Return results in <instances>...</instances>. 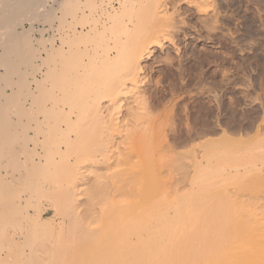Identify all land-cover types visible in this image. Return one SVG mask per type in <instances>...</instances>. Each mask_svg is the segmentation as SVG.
Wrapping results in <instances>:
<instances>
[{"label": "bare ground", "instance_id": "1", "mask_svg": "<svg viewBox=\"0 0 264 264\" xmlns=\"http://www.w3.org/2000/svg\"><path fill=\"white\" fill-rule=\"evenodd\" d=\"M112 1L0 0V264H264L252 261L263 228L239 232L250 213L183 192L190 151L169 140L156 104L139 108L143 87L139 107L101 110L130 76L123 61L136 57L144 99L151 89L136 29L158 0Z\"/></svg>", "mask_w": 264, "mask_h": 264}, {"label": "rangeland", "instance_id": "2", "mask_svg": "<svg viewBox=\"0 0 264 264\" xmlns=\"http://www.w3.org/2000/svg\"><path fill=\"white\" fill-rule=\"evenodd\" d=\"M167 1L158 0L154 9L156 15L151 16L152 20H149V25L139 24L146 26V30L142 28L144 34L141 29V33L138 31L140 26L136 25V28L139 26L136 29V39L141 38L136 41L140 40L139 44L143 42L142 45L146 49L142 46L141 51L144 49L142 53L148 52L147 58L144 56L143 63L141 61V67L149 66L145 72L147 75L149 74V79H147V75L145 76H147L146 80L151 82V84L147 83V86L153 89L152 92L151 89L150 92L147 90V94L145 92V100L142 97L145 85L138 84L139 87L136 85L137 82L141 83L142 77H144L143 71L134 69L136 57L134 61H123L125 67L120 66V69L123 72L127 71L126 73L131 78L126 76L127 80H125L124 73L123 79H121L122 83L119 82L114 88L113 100H109V97H106L109 101L106 98L102 99L104 101L101 102L104 106L105 104L109 105L105 106V110H101L108 117V115L114 114L113 110L119 108L121 103H125L126 106L122 105L123 107H121L124 109L120 107V111L125 110L127 104H131V108L134 105L135 107L136 105L140 106V109L144 108V105L153 108L152 104H156L154 105L155 111L159 112L157 114H161L163 118L161 121H164L165 125L169 127L163 128L169 131L171 129L170 132L165 130L172 138L165 135L169 136L171 142H174L173 144L179 152L190 151L192 167L196 169L192 170V176L196 175L195 179L183 192L190 193L188 197L190 196L189 198L192 200L198 198V202L196 201L195 204H199L203 197L206 198L209 195L208 202L218 204L223 202L222 204L226 203L225 206H231L230 209L233 211L235 209V211L244 214L246 211L248 212L246 214L250 213V217L245 219L250 223L254 221V223H249V225L247 221L244 222L249 226L243 225L241 229H246L239 231L240 234L250 233L253 226L258 225L261 229L263 228L260 231H264V0ZM111 3L119 6L117 0H113ZM158 17L161 19L159 20ZM165 18L168 21L163 20ZM157 23H161V25H157ZM164 23L165 26L168 25L167 28L164 27ZM156 27L158 29H155ZM172 27H176V29H172ZM154 29L158 38L155 37V32V34L152 33L155 31ZM159 29H161V33H159ZM147 32L148 34L151 32L152 35H148ZM161 34L167 35L164 38ZM36 35L40 37L38 33ZM144 40L147 42L145 43ZM137 44L135 43V45ZM147 49L149 50L147 51ZM115 53L114 51L113 54ZM129 63L133 66V70L130 69ZM134 70L135 73H133ZM123 81H126V84ZM126 88L129 89L127 91L130 92L129 95H126ZM130 88L133 90L131 91ZM123 90L126 93H121ZM134 90L139 92V95L136 91L134 93ZM120 93L123 96L120 97ZM132 93H134V97L137 93L136 100L132 99L134 98ZM155 94L157 98L154 96ZM119 97L124 99L121 100ZM150 97L155 101L147 99ZM128 98H131L129 102ZM133 100L137 102L142 100L139 103L143 107L138 103L132 104ZM147 100H151V102ZM114 105L117 107L115 108ZM118 108L117 110H119ZM185 142L186 144H182ZM217 171H219V175H216ZM197 173H199V177ZM198 178L199 180H197ZM203 182L204 186L208 187L201 189L200 186ZM199 189L201 190L198 191ZM206 202H204L205 205ZM204 203L202 204L204 205ZM250 218L252 219L249 220ZM263 235L264 233L259 236L258 241L261 246L264 242ZM253 256L254 263H264V254L256 252Z\"/></svg>", "mask_w": 264, "mask_h": 264}, {"label": "crops", "instance_id": "3", "mask_svg": "<svg viewBox=\"0 0 264 264\" xmlns=\"http://www.w3.org/2000/svg\"><path fill=\"white\" fill-rule=\"evenodd\" d=\"M42 118H43V116H40V119H41V120H42ZM0 171L2 172V173H0V174H2V175H4V174H6V173L9 172V171L7 172V171H5V170H0ZM4 171H5V172H4ZM8 194H10V193H8ZM11 194H12V193H11ZM6 196H7V195H6ZM9 196H10V195H9ZM10 198L12 199V196H10ZM10 198H9V199H10ZM11 199H10V200H11ZM8 203L11 205L10 202H8ZM10 205H8V206H10Z\"/></svg>", "mask_w": 264, "mask_h": 264}]
</instances>
